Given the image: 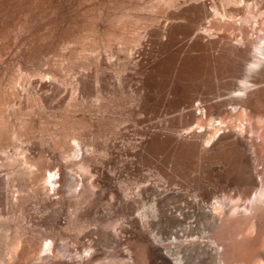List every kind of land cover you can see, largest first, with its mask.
<instances>
[{"label": "bare ground", "instance_id": "6f19581e", "mask_svg": "<svg viewBox=\"0 0 264 264\" xmlns=\"http://www.w3.org/2000/svg\"><path fill=\"white\" fill-rule=\"evenodd\" d=\"M90 1L19 0L17 4V0H0V36L8 32L11 38L20 39L17 49L28 58L47 57L54 50L67 59L71 69L79 71L68 90L83 111L80 116L65 114L62 120L43 121V112L36 115L28 110L25 98L41 108L54 107L60 91L68 87L58 77L60 68L41 69L40 81L27 79L25 93L15 87L17 77L7 73L9 68L0 70V167L6 160L15 164L14 177L0 174V264H15L8 257L11 254L21 258L42 251L50 252L41 257L42 264H101L107 252L126 258L123 264H264V0H212L211 4L208 0H167L170 6L187 8L167 26L150 32L164 39L160 47L168 54L159 62L150 57L139 34L128 35L130 26L145 18L158 21L156 15L126 12L123 0H96L98 6L89 15ZM103 6L106 13L98 11ZM183 15L189 19L187 24L174 23V18ZM204 22H208L207 31H216V37L203 43L197 36L193 51L199 55L188 64L182 51L170 49L181 35L194 33ZM85 30L92 36L88 42ZM255 33L259 39L251 37ZM10 40L3 44L0 56H5ZM71 42L78 45L71 47ZM133 42L139 43V49L133 59L127 55L123 70L130 64L133 69L118 74L114 92L122 93L129 86L139 112L155 110L165 102L182 108L185 124L142 118L124 132H115L127 141L124 144L116 136L103 142V124L109 122L101 114L90 118L87 111L95 105L84 98L100 95L108 86L107 70L122 67L101 56L102 51L109 49L111 56L119 57L118 43L128 51ZM203 63H210L212 71L201 72ZM189 65L191 70L185 68ZM109 105L100 103L94 110L102 112ZM202 115L207 117L204 122ZM54 126H58L54 146L59 152L56 155L52 150L54 161L48 162L43 145L53 149L47 134ZM207 126L214 129L212 136L208 137L211 130ZM40 133L42 138L37 141ZM14 134L34 140L21 148V159L7 150ZM125 154L127 161L118 165ZM137 160L149 165L156 161L163 169L172 162L180 175L201 165L204 175L192 188L197 191L195 196L188 197L182 188L156 180L151 169L142 172ZM216 161L220 165H213ZM69 168L80 176V188L72 197L63 190ZM125 171L139 172L135 187L121 188L117 183ZM42 180L48 192L52 187L59 196L35 190L39 200L51 208V221L46 223L52 231L34 238L31 245H22L27 242L26 232L17 233L3 246V232L12 226L6 218L8 204L25 200L27 195L22 192ZM211 182L215 187L209 188ZM12 185L18 186V195L11 193ZM72 198L79 205L69 226L74 233L60 220L65 206L54 207L71 203ZM137 202L144 206L135 214ZM104 208L113 210L111 215H102ZM117 213L124 217L120 225L114 219ZM98 221L87 230L88 223ZM66 239L79 255L67 263L60 244Z\"/></svg>", "mask_w": 264, "mask_h": 264}, {"label": "rangeland", "instance_id": "374dc122", "mask_svg": "<svg viewBox=\"0 0 264 264\" xmlns=\"http://www.w3.org/2000/svg\"><path fill=\"white\" fill-rule=\"evenodd\" d=\"M108 2L114 1V0H107ZM124 1V9L126 12H129L133 15H143L144 17H149L150 15H156L158 17V21H146L141 20L139 21L135 26L129 27L128 35L130 38H134L136 34H139L142 41H145L149 51L152 53L150 57H152L155 61L159 62L162 61L167 56V52L163 50L160 45L161 42L164 40L156 39L155 37L150 35V32L153 30H157L160 27L167 26L170 22H172L171 18L173 16L179 15L178 13L184 12V10L187 8V5H180L178 7L170 6L166 3L167 0H123ZM185 1V0H182ZM96 0H92L88 2L89 4V12L94 13L98 5H94ZM111 3V2H110ZM189 3V2H188ZM187 3V4H188ZM212 0H208V4H211ZM17 4H19V0H17ZM113 4V3H112ZM103 8L99 7L98 11L102 13H106V8L103 6ZM107 7V5H106ZM211 8V7H210ZM41 19V18H40ZM176 24H187L188 18L183 15L182 17L174 18ZM19 18L17 19V22ZM208 26V22H204V24L194 33L189 35H181L180 36V42L174 47L171 48V52H178L182 51L180 55L184 56L187 63L193 62V60H196L199 55L198 51H193L194 43L198 41V37H201V40L203 43H207L211 40H214L216 37V31H207L206 27ZM88 30H85L84 33L88 34L89 36L86 37L85 41H89L92 39V36L90 35ZM43 33L45 30L42 31ZM13 36V34H12ZM15 37V36H14ZM11 38L8 32L2 33L0 36V53L3 51V44L6 42V40L11 39L9 43L10 48L6 50L5 56H0V70L2 71L3 68H9V70H6L8 74L9 72H12L16 75L17 81H16V88L21 89L22 93H25L23 91V84L27 83V79L30 80H39V72L40 70H46L51 65L60 68L61 73L58 75V77L61 80H64L67 82L68 87L63 88L60 93L57 96V99L55 100L54 107H49L48 105L45 106V108H41L39 105H35L33 102H31L30 99L25 98L26 103L30 105L28 110H32L34 114H39L43 112V121H46L47 119H63L62 116L65 114H69L71 116H80L83 111L81 110V106L79 103H76L71 99L72 96V90L71 92L68 89H71L70 83L72 81H75L76 78L79 76V71L72 70L69 61L65 59L62 55L58 54V52L51 50L47 57H35V58H28L26 55L27 53L25 51H19L17 47L18 45H21L20 39L18 38ZM251 37L259 39L258 34H251ZM45 40L46 37L44 36ZM167 39H165L166 41ZM43 43V42H41ZM118 47L122 49L120 56L117 57L115 55L111 56L109 54V49L103 50L101 56H105L107 59H109L112 62L117 63V67L122 66L120 71L115 68H109L107 70L108 74V86L104 91L100 94L86 97L84 100L86 102H89L93 105H98L100 103H107L110 105L107 106L105 109H102V112L98 110H94L95 106L87 111V114L90 118L96 119L98 114H101L108 122L105 121L103 124V136L100 137V139L104 142L105 140L111 141V137L116 136L118 141H122L123 138L120 137L119 134H115L116 131L124 132L127 130V127L130 125H135L136 122L142 118H148L150 121H154L156 119H165L168 123V121H171V123L180 124L181 127L183 126L184 120L182 119L181 110L182 108H172L167 105L165 102L164 104H161L158 106L155 110H149L147 112H139L136 108V102L132 97L133 90L129 86H126L124 89L125 91L122 93L114 92V88L117 86L115 84V81H117L118 74H126L130 72L133 69V64L128 65L126 69L123 70V64L127 61V55L130 54V57L133 59V53L137 49H139V43L133 42L132 47L130 50L126 51L124 50L125 46L118 43ZM78 44L76 42H71L70 46L74 47ZM67 49H64L65 51ZM3 54V53H2ZM138 55V53L135 54V57ZM94 56H98L97 53H94ZM191 64V63H190ZM186 69H192V67L186 66ZM212 65L210 63H203L200 66V71L203 73H207V71H212ZM94 66L91 65L89 68L90 73H93ZM0 71V72H1ZM142 76L141 74H139ZM29 86V85H28ZM10 91H13V88L9 86ZM18 101V100H16ZM15 106H18V104H14ZM43 109V110H41ZM12 110V108H11ZM138 111V112H136ZM158 111V112H157ZM160 111V112H159ZM161 111H164L162 115H159L157 113H161ZM200 111V110H199ZM13 111H10V118L16 121L17 117L12 114ZM157 112V113H156ZM156 113V114H155ZM207 117L205 115H202L201 121H206ZM211 132H209L208 137L212 136V134L215 132L214 129H211V126H207ZM58 126H54L52 130H50L47 134V138L51 140V143L53 142V149H47L46 145H43V148L46 150L44 153V159L48 162H53L54 158L51 155L52 150L57 153L59 152V148H56L54 146V141L58 139ZM205 128H201L200 130H204ZM213 130V132H212ZM133 131H130L129 134L132 135ZM42 133L39 134L37 141L42 138ZM13 142L8 145L7 150L10 153H13L14 156L18 159H21L23 157V154H19L22 147H28L31 145V143L34 142V140H23L19 139L15 134L12 136ZM18 138V139H17ZM260 140V139H258ZM32 141V142H31ZM127 142L125 139L123 142H119L120 145ZM55 147V148H54ZM158 159V158H157ZM159 160V159H158ZM127 161V155H122L118 165L124 164V162ZM139 165L142 168V172L148 171L151 169V171L154 174V178L156 180H161L164 183L170 184L171 186L180 187L184 190V192L188 193V197H192L191 195L195 196L197 191H194L192 188L198 184L199 178L204 175V167L198 166L194 169L188 170L186 174L180 175L176 174L174 170V164L172 162H169L168 165L163 169L156 161L149 165L147 163H144L143 161L137 160ZM5 165H2L0 167V174H11L12 177H14V171L13 168L15 164H12L11 162L6 160ZM17 164H19L17 162ZM21 167L22 164H19ZM213 165H220L217 161L213 163ZM68 172V180L66 184L63 186V190L67 197H72L75 195L77 190L80 188V176L79 173L76 171H72L70 168L67 169ZM139 172L135 171L134 173H129L125 171V175L123 178L119 179L117 183L120 185L121 188H126L129 186L136 185V181L139 178ZM260 179V177H259ZM50 185V184H49ZM59 185V184H58ZM57 185V186H58ZM211 186L215 187V183L211 182L209 188ZM40 189L44 195L52 194L53 197H57L58 195H54V190L51 187L50 191H47L45 182L39 181L37 183H32L28 190L23 191L22 193L27 195V198L25 200H19L14 199V204L9 203V212L6 214V218L10 221L11 227L7 228L2 235V245L7 247V244L9 240L13 238V236L17 233H23L26 232L25 238L27 239L26 243H22V245H31L32 240L35 239H41L43 236L52 231V227H50L46 221H51V215L50 213L51 208L45 206L39 198L35 194V190ZM18 186L12 185L11 187V193L15 196L18 195L19 192H17ZM59 197V196H58ZM71 203H56L54 207L59 206H65L64 207V213L60 216V220L63 222L65 227L70 226V222H72L78 212L77 203H75V198H72ZM137 209L135 210V214H138L139 207L140 210L143 209L144 204L142 202H137ZM150 203L146 204V207L149 206ZM113 212V210H110L109 208H104L102 215H111L110 213ZM101 214V213H99ZM114 219L117 223V225H120L124 217L123 215L117 213L114 215ZM98 222L94 223H88V228L94 227ZM101 226H104L103 224H100ZM106 226V225H105ZM110 230L113 228H107ZM70 232H76L75 229L69 227ZM24 238V239H25ZM61 247L63 249L62 252V258L64 259V262L67 263L71 259H79V255L77 254V248L75 245L71 242L70 239L62 240L60 242ZM110 250H113V248H109ZM50 252H33L30 253L24 257L21 256V258H15L11 255L8 257L11 258V262L15 264H42L43 259L41 257L49 254ZM52 254V253H51ZM53 256V254H52ZM123 259V258H122ZM115 252H107L103 259L101 260V264H123L127 262L128 260L124 258L122 260ZM127 261H126V260ZM122 261V262H121Z\"/></svg>", "mask_w": 264, "mask_h": 264}]
</instances>
